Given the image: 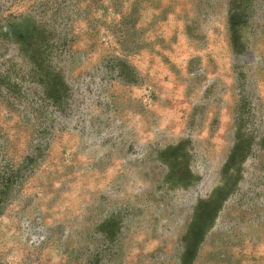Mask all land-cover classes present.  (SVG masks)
I'll use <instances>...</instances> for the list:
<instances>
[{
	"label": "rangeland",
	"instance_id": "obj_1",
	"mask_svg": "<svg viewBox=\"0 0 264 264\" xmlns=\"http://www.w3.org/2000/svg\"><path fill=\"white\" fill-rule=\"evenodd\" d=\"M0 264H264V0H0Z\"/></svg>",
	"mask_w": 264,
	"mask_h": 264
}]
</instances>
